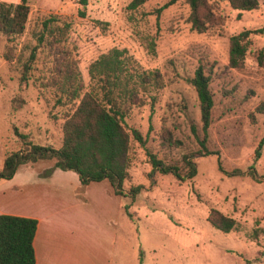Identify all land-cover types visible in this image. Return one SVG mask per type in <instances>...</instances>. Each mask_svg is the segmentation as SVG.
I'll use <instances>...</instances> for the list:
<instances>
[{
    "label": "rangeland",
    "instance_id": "1",
    "mask_svg": "<svg viewBox=\"0 0 264 264\" xmlns=\"http://www.w3.org/2000/svg\"><path fill=\"white\" fill-rule=\"evenodd\" d=\"M130 1L88 0L82 8L77 0H29L23 33L11 40L0 33V168L7 153L22 147L14 126L34 143L61 146L70 104H56L52 89L41 84L49 61L46 46L37 48L27 85L19 86L22 61L37 43L41 21L54 16L57 23H70L68 47L85 86L89 64L113 47L124 49L139 71L157 70L164 82L152 92L154 100L130 107L124 118L144 144L131 137L123 187L143 188L133 200L114 194L106 199L116 220L114 264H264V117L254 112L264 100V57L262 65L257 60L259 51L264 56V0L243 11L216 0L217 23L202 33L190 30L185 0L159 13L156 9L169 0H147L136 9L128 7ZM244 29L254 31L251 44L243 67L231 68L229 37ZM7 50L12 61L4 58ZM199 64L210 76L213 107L206 147L216 154L197 152L202 123L189 79ZM15 97L23 101L18 107ZM147 150L182 172L183 156L191 155L196 175L182 181L171 173H151ZM251 166L257 178L248 174ZM234 169L242 172L230 174ZM18 199L8 190L0 194L4 205ZM211 208L234 218L235 229L223 232L211 225L206 219Z\"/></svg>",
    "mask_w": 264,
    "mask_h": 264
},
{
    "label": "trees",
    "instance_id": "2",
    "mask_svg": "<svg viewBox=\"0 0 264 264\" xmlns=\"http://www.w3.org/2000/svg\"><path fill=\"white\" fill-rule=\"evenodd\" d=\"M147 0H131L130 9L140 7ZM176 0H169L156 11L159 13ZM189 7L187 21L190 30L197 33L206 32L217 23L219 4L216 0H185ZM233 9L240 11L253 10L258 7V0H225ZM84 8L88 0H77ZM30 11L29 0L10 3L0 0V33L11 40L23 33ZM82 15L83 12L79 11ZM41 31L36 36L37 43L31 48L28 57L22 61V72L19 86L27 85L29 71L36 59L37 48L47 47L49 57L46 76L42 77L43 87L52 89L55 103L70 104L62 123V142L59 148L52 144L34 143L27 134L13 127L22 147L7 153L0 168V179H10L17 168L24 163L40 159H54L53 167L43 174L49 175L53 168L71 170L77 173L81 185L90 182L108 180L116 195H129L132 200L143 188L142 184L130 186L124 190L130 164L131 137L144 144L141 133L125 125L130 107L144 104L148 98L154 100L152 92L162 88L164 82L157 70L139 71L129 62L124 49L113 47L100 54L88 66L89 83L85 86L77 66V59L72 56L68 47L67 35L69 22L57 23V18L50 16L41 21ZM253 30L244 29L232 34L228 41V66L242 68L251 44ZM256 32H262L256 29ZM263 53L257 54L259 64H263ZM4 58L12 61L11 50L4 52ZM199 103L202 137L198 138L201 149L199 154L217 153L206 147L208 128L211 122L213 95L210 91V76L202 64H199L189 79ZM17 102V103H16ZM23 101L15 97L13 106L18 107ZM254 112L264 117V100L254 108ZM253 116V114H252ZM195 133V127L192 126ZM261 145H258V148ZM258 148L256 152L258 153ZM146 155L153 171L162 174L171 173L177 179L185 181L196 175V164L191 155H184L185 172L177 165L167 164L147 150ZM242 172L234 169L230 174ZM248 174L257 178L253 167ZM126 208V207H125ZM207 221L215 228L229 232L236 227L234 218L211 208ZM37 221L31 217L0 214V264H35L33 239Z\"/></svg>",
    "mask_w": 264,
    "mask_h": 264
},
{
    "label": "crops",
    "instance_id": "3",
    "mask_svg": "<svg viewBox=\"0 0 264 264\" xmlns=\"http://www.w3.org/2000/svg\"><path fill=\"white\" fill-rule=\"evenodd\" d=\"M54 162L24 163L10 179H0V194L19 195L10 205L0 202V214L36 219L35 264H114L116 220L106 202L116 195L112 186L106 179L83 186L77 173L60 168L44 175Z\"/></svg>",
    "mask_w": 264,
    "mask_h": 264
}]
</instances>
